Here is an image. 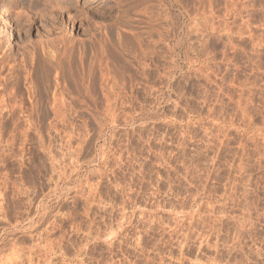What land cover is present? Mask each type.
<instances>
[{"label": "rangeland", "instance_id": "1", "mask_svg": "<svg viewBox=\"0 0 264 264\" xmlns=\"http://www.w3.org/2000/svg\"><path fill=\"white\" fill-rule=\"evenodd\" d=\"M75 2H19L37 45L3 78L29 74L41 40L106 70L96 107L60 69L45 91L0 87V111L19 114L0 119V264H264V0H80L54 27Z\"/></svg>", "mask_w": 264, "mask_h": 264}, {"label": "bare ground", "instance_id": "2", "mask_svg": "<svg viewBox=\"0 0 264 264\" xmlns=\"http://www.w3.org/2000/svg\"><path fill=\"white\" fill-rule=\"evenodd\" d=\"M54 1H56L57 2V0H54ZM74 2H75V4L73 5V7H75L76 9L74 10V8L73 7H70V6H68V5H66V4H58V5H56V7H55V10H54V13L53 12H51L48 16L49 17H47V18H50V19H52L53 20V22H52V20H50L51 22H52V24L54 25L55 24V21H57V20H60L61 19V21L63 20V19H65V17L67 18V20L74 26V23H75V20H77V14H75V12L74 11H77L78 10V8L79 7H77V5H78V3H80V0H73ZM82 1H84V0H82ZM86 1H88V2H97V1H99V0H86ZM19 2H20V0H0V87H2V89H3V86L4 87H12V92H13V89H15V91L17 92L18 90H21L22 89V87H23V84H24V82H27V83H30L29 84V86L30 85H32L33 86V89H34V91H36V89L38 88H40V89H42V86L41 87H39V84L38 83H40V82H38V81H42L43 82V79L44 78H46V80H47V82L50 80V75L51 74H53L54 73V75H55V71L57 70V72H58V69H60V74H57V72H56V74H57V76L55 77V79H57V77H58V75L62 78V79H59V80H62V81H60V82H63V80L64 81H69L70 82V84L72 85V86H69L68 87V85L69 84H67V87L65 86V89L66 90H68V91H72L73 92V90H74V93H75V91H76V95L77 96H79V98H75V96H74V98L77 100V101H75L74 100V98H72V100L73 101H75V102H79L80 104L82 103H87V105L88 104H90L89 106H91L92 105V107L94 106V107H96L99 103H100V99H99V93H98V90H99V87L97 88V84H98V82L101 80L102 81V79L101 78H98L99 76H97L96 75V69L98 68H100V70H101V66H102V64L100 65V64H98V66L97 65H94L93 64V62L90 60V61H88V63L86 62V58L87 57H85V60H83V55L85 56V54H82V55H80L79 56V58L77 57V60L74 58L75 56L72 54V55H68V56H66V58H65V61H61V59H60V56L57 54V56H54V55H52L50 52H48L43 46H42V40L40 41L41 42V44H40V42H39V45L41 46V48H38L37 47V50H39V54L37 55V56H35V58H34V62L33 63H31L32 62V60H30L31 58L33 59V56L29 59L28 57V54H27V58H28V63H29V60L31 61L30 62V64H32L31 66H28L29 64L26 62V64L25 65H27L28 67H31L32 69H31V71L29 72V74H28V72H27V70H25V68L22 66L23 64H24V62H22L23 64L21 65V67H18V68H20V69H18L16 66V68L17 69H13V72L11 73V71H10V73H11V75H8L7 77L5 76L4 78H3V76H2V74H3V70H5L6 68H7V64L6 63H8V66H10L11 67V65H9V61L8 60H10L9 58H11V61H13L14 59H12V57L14 56L15 57V54L17 55V53L15 52L14 53V50H22V52H23V50L25 49L26 50V48L28 47V45H29V43H31L32 42V40H30L31 42H29V40H27L26 38H28L27 36L31 33V31L35 28V21H33V20H31L30 19V17H27L24 13L25 12H23L22 10V7L20 8L19 7ZM22 2V1H21ZM82 3V2H81ZM55 4V3H54ZM71 6H72V4H71ZM22 9V10H21ZM40 14V16H41V13H39ZM44 14V13H43ZM150 14H151V12H150ZM149 14V15H150ZM159 14V13H158ZM157 14V15H158ZM153 15V14H152ZM45 16V15H44ZM47 16V15H46ZM47 18H45V19H47ZM155 19V18H154ZM44 19L41 17V21L42 22H44L43 21ZM49 20V19H48ZM146 20H147V16H146ZM150 20H152V22H153V19H151L150 18ZM150 20H148V21H150ZM46 21V20H45ZM49 21V22H50ZM66 22V21H65ZM64 22V23H65ZM38 23V22H37ZM47 23H48V21H47ZM137 23H139L138 21H137ZM39 24H40V26L42 25L43 26V24L41 23V22H39ZM53 25H50V27H52ZM38 26V25H37ZM132 26V25H131ZM136 26V25H135ZM54 27H55V25H54ZM41 28V27H40ZM125 28V27H124ZM123 28V29H124ZM43 29V28H42ZM44 29H50L49 28V24H47V25H45V23H44ZM52 29H54V28H52ZM116 29V28H115ZM133 29V28H132ZM131 29V31H129L130 30V28H128L127 29V31H124V30H122V31H120L119 32V37H118V39L120 38H122L123 36H125V35H123V34H128L129 32L131 33V34H133L134 35V33H135V31L134 30H132ZM36 30H37V28H36ZM68 30V29H67ZM117 30V29H116ZM38 31V30H37ZM46 31H49V30H46ZM129 31V32H128ZM137 31V30H136ZM38 32H40V29H39V31ZM50 32H51V29H50ZM123 32V33H122ZM134 32V33H133ZM138 32V31H137ZM137 32L135 33V35L137 34ZM140 33H142V32H140ZM60 36H58V37H56V38H58L59 39V37H60V40L63 42V37H64V35H65V32L63 31V34H61V32L60 33H58ZM99 34V33H98ZM127 34H126V36H127ZM114 31L112 32V31H110V33L107 31V32H104V36H102L101 37V40H103V39H105L106 40V38H109V40L110 41H108V42H112L111 41V39L114 37ZM130 35V34H129ZM138 35V34H137ZM159 35H160V33H159ZM47 36H48V34H47ZM143 36V35H142ZM104 37V38H103ZM131 37V36H130ZM139 37H141V36H139ZM44 38V37H43ZM67 38V37H66ZM125 38V37H124ZM124 38H122V39H124ZM129 38V37H128ZM127 38V39H128ZM131 38H136L137 39V36L135 37V36H133V37H131ZM29 39H30V36H29ZM38 39H39V37H38ZM68 39V38H67ZM115 39V38H114ZM130 39V38H129ZM139 39V38H138ZM137 39V40H138ZM133 41H134V39H132ZM136 40V41H137ZM142 40V39H141ZM141 40H138V41H140V43H141ZM29 43H28V42ZM38 41V40H37ZM37 41H36V43H37ZM121 41V40H120ZM124 41V40H123ZM127 41V40H126ZM130 41H131V39H130ZM68 42V41H67ZM72 42V41H71ZM103 42H105L104 40H103ZM107 42V41H106ZM114 42V41H113ZM34 43V42H33ZM81 43H82V46H83V41L81 40ZM89 43V42H88ZM116 43V42H115ZM126 43V42H125ZM144 43V42H143ZM32 44V43H31ZM75 44V43H74ZM112 44V43H111ZM110 44V45H111ZM33 45V47H34V45H37V44H32ZM72 45V44H71ZM84 45H86V44H84ZM130 45V44H129ZM133 45V44H132ZM131 45V46H132ZM138 45H140V44H138ZM142 45V44H141ZM30 46V45H29ZM125 46V45H124ZM32 46L30 47V50L33 48ZM80 47H81V45H80ZM79 47V48H80ZM112 47V49L114 50V47L113 46H111ZM116 47V46H115ZM140 47V46H139ZM36 48V47H35ZM84 48H86L87 49V47H84ZM83 47H82V50H81V52H84L83 51V49H84ZM27 49H29V47L27 48ZM70 49V48H69ZM86 49H85V51H86ZM89 49H91V47L89 48ZM97 49V48H96ZM106 49V48H105ZM30 50H29V53H31L30 52ZM33 50V49H32ZM36 50V49H35ZM36 50V51H37ZM88 50V49H87ZM138 50V49H137ZM67 51V50H66ZM136 51V50H135ZM108 52L111 54V52L108 50ZM113 52H115V50L113 51ZM33 53V52H32ZM35 53V52H34ZM38 53V52H37ZM36 53V54H37ZM86 53H88V52H86ZM81 54V53H80ZM89 54V53H88ZM87 54V55H88ZM110 54H108V55H110ZM25 55V54H24ZM31 55V54H30ZM113 55V54H112ZM121 55V54H120ZM59 56V57H58ZM74 56V57H73ZM115 56H116V54H115ZM122 56V55H121ZM25 57V56H24ZM23 57V58H24ZM90 57V56H89ZM105 57V56H104ZM112 57V56H111ZM118 57V56H117ZM27 58H26V60L25 61H27ZM109 58V57H108ZM112 58H114V57H112ZM67 59V60H66ZM97 59V58H96ZM23 60V61H24ZM131 60V59H130ZM8 61V62H7ZM16 61V60H15ZM87 63H85V62ZM14 62V61H13ZM110 62V61H109ZM120 62V61H119ZM127 62V61H126ZM78 63V64H77ZM88 66H86V65ZM110 64H112V61H111V63ZM122 64V63H121ZM15 65V64H14ZM18 65H20V64H18ZM77 65H79V66H77ZM26 66V67H27ZM113 66V65H112ZM14 67V66H13ZM97 67V68H96ZM105 67V66H104ZM111 67V66H110ZM12 68V67H11ZM24 68V74L27 72V75H26V77H23L22 75H21V72H20V70L21 69H23ZM79 68V69H78ZM96 68V69H95ZM112 68V67H111ZM129 68V67H128ZM127 68V69H128ZM28 69H30V68H28ZM80 69H82L81 70V72H80ZM97 69V70H98ZM126 69V68H125ZM103 70V69H102ZM101 70V71H102ZM106 70V69H105ZM105 70H103V72L105 71ZM107 70H109V69H107ZM123 70V69H122ZM8 71V72H9ZM26 71V72H25ZM54 71V72H53ZM100 71V72H101ZM110 71V70H109ZM53 72V73H52ZM120 72V71H119ZM5 73H6V71H5ZM43 73V74H42ZM98 73V72H97ZM106 73V72H105ZM123 73V72H122ZM23 74V75H24ZM43 75L42 77V79H41V77H40V75ZM99 75V74H98ZM123 75V74H122ZM126 75V74H125ZM128 75V74H127ZM46 76V77H45ZM52 76V75H51ZM60 77H58V78H60ZM100 77H102V75L100 76ZM104 77V76H103ZM108 77V76H107ZM132 77V76H131ZM52 78V77H51ZM105 78V77H104ZM130 78V77H129ZM49 79V80H48ZM108 79V78H107ZM126 79V78H125ZM132 79V78H131ZM29 81V82H28ZM45 81V80H44ZM103 81H104V79H103ZM102 81V82H103ZM125 81V80H124ZM133 81V80H132ZM37 82V83H36ZM50 83H51V81H49ZM48 82V83H49ZM57 81H55V83H56ZM107 82V81H106ZM49 83V84H50ZM55 83H54V85H52V84H50V88H52L51 86H55ZM59 83V82H58ZM26 84V83H25ZM42 84V83H41ZM47 85L45 82L43 83V85ZM49 84H48V86H46V87H49ZM38 85V86H37ZM61 85V84H60ZM105 85V84H104ZM133 85V84H132ZM28 86V87H29ZM36 86H37V88H36ZM98 86H99V84H98ZM44 88V90L43 91H45L46 89H45V86H43ZM56 87H58V84H57V86ZM26 88V87H25ZM32 88V87H31ZM31 88H30V91H28V92H31ZM50 88H48L49 89V91L51 90ZM60 88V87H59ZM1 89V88H0ZM5 89V88H4ZM24 89V88H23ZM22 89V90H23ZM29 89V88H28ZM32 89V90H33ZM39 89V90H40ZM48 89H47V91H48ZM61 89H63V88H61ZM65 89H64V92H65ZM98 89V90H97ZM7 89H5V91H6ZM11 90V89H10ZM9 90V91H10ZM26 90L27 89H25L24 91L26 92ZM38 90V91H39ZM53 90H57V89H55V88H53ZM3 91V90H2ZM41 91V90H40ZM52 91V90H51ZM50 91V92H51ZM59 91V90H58ZM62 91V90H61ZM102 91H104L103 90V88H102V90H101V92ZM109 91V90H108ZM0 92H1V90H0ZM4 92V91H3ZM3 92H1L2 93V96H3ZM11 92V91H10ZM12 92H11V94H12ZM15 92V93H16ZM21 92V91H20ZM50 92H48V94H51ZM60 92V91H59ZM67 92V91H66ZM72 92H70V93H72ZM6 93V92H5ZM8 93V92H7ZM14 93V92H13ZM18 93V92H17ZM22 93V92H21ZM35 93H37V92H35ZM40 93V95H41V92H39ZM44 93V96L42 95V97L44 98V104H45V102L48 100V98H47V95H46V93L45 92H42V94ZM52 93H55L54 91L52 92ZM69 93V92H68ZM69 93V94H70ZM10 93H8V96H11V94L9 95ZM31 94H33L32 92H31ZM31 94H30V96H31ZM38 94V93H37ZM36 94V95H37ZM74 94V95H75ZM99 94V95H98ZM103 94V93H102ZM15 94H13V96H14ZM35 95V94H34ZM40 95H38V96H40ZM45 95H46V98H47V100L45 101ZM53 96H52V98L48 101V102H46V103H49V105L48 106H50L51 108H52V106L54 105L55 106V104H56V102H59L60 101V99H59V101H57L58 99H56L58 96L56 95V93H55V95L54 94H52ZM59 95V94H58ZM73 95V94H72ZM1 96V95H0ZM13 96H11V97H13ZM37 96V97H38ZM51 96V95H50ZM57 96V97H56ZM15 97V96H14ZM41 97V96H40ZM49 97V96H48ZM63 97V96H62ZM110 97V96H109ZM9 98V97H8ZM8 98H7V100H8ZM33 98H35L34 96H33ZM42 98V99H43ZM13 99V98H12ZM36 99V98H35ZM38 99H39V97H38ZM38 99H36V101L38 100ZM41 98H40V103H41V100H42ZM104 99H106L107 100V97H105ZM110 99V98H109ZM10 100V99H9ZM14 100V99H13ZM68 100V99H67ZM71 100V101H72ZM12 101V100H11ZM10 101V102H11ZM64 101V100H63ZM34 102V101H33ZM65 102V101H64ZM63 102V103H64ZM0 103H1V101H0ZM62 103V104H63ZM74 103V102H73ZM3 104V102L1 103V105ZM33 104V103H32ZM31 104V105H32ZM61 104V103H60ZM71 104V103H70ZM77 104V103H76ZM79 104V105H80ZM1 105H0V107H1ZM41 105V104H40ZM47 105H46V107H47ZM52 105V106H51ZM75 105V104H74ZM78 105V106H79ZM100 105V104H99ZM2 106H4V105H2ZM42 106H44V105H42ZM57 106V105H56ZM61 106V105H60ZM82 106V105H81ZM34 107H37L38 108V106H34ZM88 107V106H87ZM91 107V108H92ZM5 108V107H4ZM49 108V107H48ZM51 108H49V109H51ZM13 109V108H12ZM55 109V108H54ZM97 109V108H96ZM36 110V109H35ZM45 110V109H44ZM89 110V109H88ZM93 109H91V111H92ZM3 111V110H2ZM2 111H0V119L3 121V119L6 121V119H14V118H17L18 117V112L16 113L15 112V114H14V112L11 114H8V113H3ZM39 111V110H38ZM37 111V112H38ZM48 111V110H47ZM31 112V111H30ZM36 111L34 112V110H33V113H37ZM62 112V111H61ZM38 113H40V111L38 112ZM53 113V112H52ZM55 113V112H54ZM56 113H58L57 111H56ZM51 114V118H52V115L55 117V116H57V114ZM95 113H96V110H95ZM94 113V114H95ZM30 115V117H33V114H31V113H29ZM35 114H34V116H35ZM49 114V113H48ZM88 114V116L91 118L92 116H94L91 112H88L87 113ZM96 114H99V113H96ZM95 114V115H96ZM40 115H43V116H47V114L45 113V115H44V112L42 111L39 115H37L36 114V116L39 118L40 117ZM62 115H64V117H66L65 116V114H61V115H59V117L61 118V116ZM67 116H69V115H67ZM80 116V115H79ZM100 116V115H99ZM27 117H28V115H27ZM30 117L28 118V119H30ZM42 117V116H41ZM48 117V116H47ZM63 116H62V118H64ZM95 118H96V116H94ZM19 118V117H18ZM17 118V119H18ZM22 118V117H21ZM26 118V117H25ZM38 118H36V119H38ZM44 118L46 119V117H43V120H44ZM49 118H50V116H49ZM84 118H85V116H84ZM93 118V117H92ZM35 120V119H34ZM39 120H42V118H39ZM57 120V119H56ZM83 120V119H82Z\"/></svg>", "mask_w": 264, "mask_h": 264}]
</instances>
